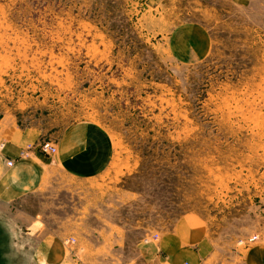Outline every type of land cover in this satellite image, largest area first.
I'll return each mask as SVG.
<instances>
[{
    "label": "rangeland",
    "instance_id": "1",
    "mask_svg": "<svg viewBox=\"0 0 264 264\" xmlns=\"http://www.w3.org/2000/svg\"><path fill=\"white\" fill-rule=\"evenodd\" d=\"M80 126L110 165L0 207V256L42 223L89 232L100 264H141L186 214L241 249L264 236V0H0V145Z\"/></svg>",
    "mask_w": 264,
    "mask_h": 264
},
{
    "label": "crops",
    "instance_id": "2",
    "mask_svg": "<svg viewBox=\"0 0 264 264\" xmlns=\"http://www.w3.org/2000/svg\"><path fill=\"white\" fill-rule=\"evenodd\" d=\"M194 25L184 23L179 33L194 31L204 38ZM90 130L87 126L70 129L57 141L58 152L54 157L40 149L21 157L25 147L39 141L38 133L15 134L3 142L0 145V207L13 208L62 177L87 181L102 175L111 163L113 143L108 134ZM8 161L12 164L8 165ZM73 225L79 224L74 221ZM153 235L138 245L141 264H264V236L255 241L247 239L241 249L243 241L228 244L221 241L198 213L186 214L172 229ZM88 236L89 232L83 236L68 228L55 232L42 223L41 229L12 235L11 246L8 243L7 248L13 252L7 255L3 252L0 264H16V259L24 258H28V264H100L99 254L105 251V244L96 243ZM124 245L119 243L118 247ZM109 250L112 251L111 247Z\"/></svg>",
    "mask_w": 264,
    "mask_h": 264
},
{
    "label": "built area",
    "instance_id": "3",
    "mask_svg": "<svg viewBox=\"0 0 264 264\" xmlns=\"http://www.w3.org/2000/svg\"><path fill=\"white\" fill-rule=\"evenodd\" d=\"M41 150L44 154H46L49 157L55 156V154L58 151V148H56V143H53L52 141H42L39 144H31L24 148V150L21 152V157H28L31 152H34L36 150ZM12 161H8V165H11ZM257 237H253L252 241L257 240ZM183 264H191L189 262H184Z\"/></svg>",
    "mask_w": 264,
    "mask_h": 264
},
{
    "label": "bare ground",
    "instance_id": "4",
    "mask_svg": "<svg viewBox=\"0 0 264 264\" xmlns=\"http://www.w3.org/2000/svg\"><path fill=\"white\" fill-rule=\"evenodd\" d=\"M31 153H32V152H31ZM31 153H30V154H31ZM252 238H253V237H252ZM252 238H251V241H252ZM72 241H73V240H72Z\"/></svg>",
    "mask_w": 264,
    "mask_h": 264
}]
</instances>
